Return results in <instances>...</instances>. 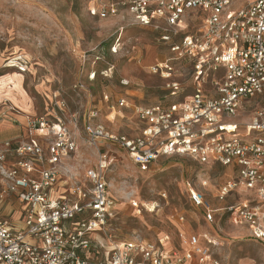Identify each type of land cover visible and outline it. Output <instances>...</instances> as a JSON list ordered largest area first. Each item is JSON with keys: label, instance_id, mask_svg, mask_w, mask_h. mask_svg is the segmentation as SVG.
I'll return each instance as SVG.
<instances>
[{"label": "built area", "instance_id": "1", "mask_svg": "<svg viewBox=\"0 0 264 264\" xmlns=\"http://www.w3.org/2000/svg\"><path fill=\"white\" fill-rule=\"evenodd\" d=\"M234 1H86L93 17L103 20L127 12L133 26L162 32L160 41L172 56L152 66V73L168 80L166 97L177 98L184 86L173 79V64L185 61L192 68L193 93L181 102L149 105L130 104L125 97L116 100L121 111L132 110L137 117L133 135L112 131L99 120L101 110L90 108L84 130L98 149L97 163L86 170L83 183L70 180V195L59 197L53 191L77 143L62 121L29 118L27 140L0 145V161L13 158L11 169L0 170L5 181L0 188V264H222L214 252L220 239L210 233H181L180 246L170 248L165 244L168 237L159 243L112 241L106 234L116 216L106 177L114 162L112 148L128 155L141 171L174 156L228 170L216 199L222 202L237 195L243 197L241 203L213 208L189 180L184 181L188 199L203 210L208 224L221 215L264 243V105L247 121L239 119L251 100L264 96V0H248L228 14ZM119 43L116 38L114 53ZM82 58L85 63L86 54ZM121 84L128 87L130 82L123 79ZM105 102H110L107 94ZM16 208L17 226L5 220L15 216L10 212Z\"/></svg>", "mask_w": 264, "mask_h": 264}, {"label": "rangeland", "instance_id": "2", "mask_svg": "<svg viewBox=\"0 0 264 264\" xmlns=\"http://www.w3.org/2000/svg\"><path fill=\"white\" fill-rule=\"evenodd\" d=\"M246 1H234L227 13H235ZM161 34L133 26L127 12L103 20L93 17L85 0H0V145L6 140H27L29 118L62 121L78 147L76 154L64 160L63 179L71 177L79 183L98 160V149L89 143L84 130L90 108L101 109L99 120L112 131L133 135L137 117L132 110L121 111L116 100L125 97L130 104L149 105L181 102L193 93L192 68L185 61L173 64V79L184 86L173 100L166 97L168 80L152 73L157 56H172L160 41ZM116 38L120 45L114 53L111 47ZM97 56L101 58L98 61ZM123 79L130 82L128 87L121 84ZM138 90L142 92L139 95L134 92ZM262 105L264 96L251 100L240 121H247ZM112 150L114 162L106 177L116 216L106 234L113 242L146 239L159 243L168 237V246L171 241V247H179L181 233H210L220 239L221 246L214 252L222 264H264V243L252 238L246 227L235 226L221 215L208 224L203 210L193 207L188 199L187 180L213 208L241 203L243 197L237 195L222 202L216 199L219 187L229 178L228 170L174 156L161 158L150 170L141 171L128 155ZM12 159L0 161V170L1 166L11 169ZM204 180L208 181L205 187ZM4 185L0 175V188ZM18 216L5 220L17 226Z\"/></svg>", "mask_w": 264, "mask_h": 264}, {"label": "crops", "instance_id": "3", "mask_svg": "<svg viewBox=\"0 0 264 264\" xmlns=\"http://www.w3.org/2000/svg\"><path fill=\"white\" fill-rule=\"evenodd\" d=\"M168 57H166V56H164V59H160L159 58V56H157L156 57V64H160V63H164L165 61H166V59H167ZM164 60V61H163ZM134 92H136L138 95L139 94H141L142 92L141 91H134ZM101 110V109H100ZM101 116H102V111H101ZM100 116V117H101ZM136 133V132H135ZM134 133V134H135ZM28 137V136H27ZM97 163V162H96ZM89 168V167H88ZM87 168V169H88ZM86 173V172H85ZM84 178H85V176H84ZM84 178L81 180V181H79V183H83L84 181ZM61 179H63V177L61 178ZM71 180V177H70V179L68 178V179H63V180H61V181H59L58 182V184L55 186V189H54V191H53V195L55 196V197H59V196H62L63 194H68V195H70V193H71V190H72V187H73V183L70 181ZM19 208H16V211H13V212H10V213H13V215H19V212H17V210H18ZM12 209L10 208V209H8V211H11Z\"/></svg>", "mask_w": 264, "mask_h": 264}, {"label": "bare ground", "instance_id": "4", "mask_svg": "<svg viewBox=\"0 0 264 264\" xmlns=\"http://www.w3.org/2000/svg\"><path fill=\"white\" fill-rule=\"evenodd\" d=\"M164 239H166V238H164ZM167 243H168V241H166V243H165V244H166V246H167V248H170V247L168 246V244H167Z\"/></svg>", "mask_w": 264, "mask_h": 264}, {"label": "trees", "instance_id": "5", "mask_svg": "<svg viewBox=\"0 0 264 264\" xmlns=\"http://www.w3.org/2000/svg\"><path fill=\"white\" fill-rule=\"evenodd\" d=\"M86 1H87V0H85V3H86ZM170 244H171V241H169V246H170ZM166 247H167V246H166ZM170 247H171V246H170Z\"/></svg>", "mask_w": 264, "mask_h": 264}]
</instances>
